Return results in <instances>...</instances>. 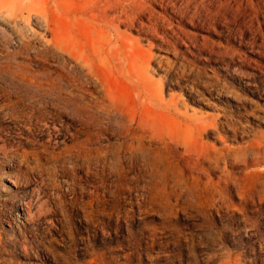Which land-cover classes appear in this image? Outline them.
<instances>
[{
	"label": "rangeland",
	"instance_id": "374dc122",
	"mask_svg": "<svg viewBox=\"0 0 264 264\" xmlns=\"http://www.w3.org/2000/svg\"><path fill=\"white\" fill-rule=\"evenodd\" d=\"M0 26V264H264V0H0Z\"/></svg>",
	"mask_w": 264,
	"mask_h": 264
},
{
	"label": "bare ground",
	"instance_id": "6f19581e",
	"mask_svg": "<svg viewBox=\"0 0 264 264\" xmlns=\"http://www.w3.org/2000/svg\"><path fill=\"white\" fill-rule=\"evenodd\" d=\"M27 4V3H26ZM9 5H12V4H9ZM1 27V26H0ZM17 30V29H16ZM4 34V33H3ZM13 54V53H12ZM26 63V62H25ZM33 63V62H32ZM3 66V65H2ZM25 66V65H24ZM26 67V66H25ZM24 67V68H25ZM28 67H29V65H28ZM19 69V68H18ZM27 69V68H26ZM28 70V69H27ZM56 72V71H55ZM11 73V72H10ZM18 73V72H17ZM55 74V78L54 79H51V80H49V81H52V84L53 85H55V84H57L58 82H61V81H66V82H68V80H66L64 77H63V74L61 73V72H57V73H54ZM24 76V75H23ZM49 76V75H48ZM51 85V84H50ZM61 85V84H60ZM52 86V85H51ZM42 87V86H41ZM55 87H57V86H55ZM48 88V87H47ZM256 145H257V143H256ZM250 146H252V144H250ZM260 146V145H259ZM254 147V146H253ZM256 147H258V146H256ZM255 147V148H256ZM261 148V147H260ZM254 149V148H253ZM252 149V150H253ZM259 149V148H258ZM259 152H260V150H258ZM243 153H244V151H242ZM250 152H251V150H250ZM256 152V151H255ZM258 153V152H257ZM248 154H249V152H248Z\"/></svg>",
	"mask_w": 264,
	"mask_h": 264
}]
</instances>
